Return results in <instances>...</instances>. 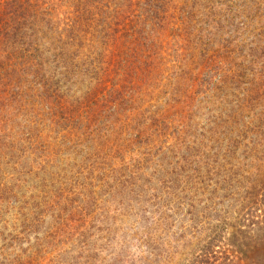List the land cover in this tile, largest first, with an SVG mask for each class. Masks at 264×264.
<instances>
[{
  "label": "trees",
  "instance_id": "trees-1",
  "mask_svg": "<svg viewBox=\"0 0 264 264\" xmlns=\"http://www.w3.org/2000/svg\"><path fill=\"white\" fill-rule=\"evenodd\" d=\"M263 18L264 0H0V220L7 222V214L16 221L25 217L14 231L20 243L40 232L38 225L47 226L34 244L37 252L19 264H35L49 238L86 235L96 212L92 205L103 202L102 188L122 190L140 180L159 143L165 144L172 135L168 130H174L167 111L176 103L196 101L203 84L217 87L212 80L226 70L222 63L248 61V47L253 57L248 62L256 67L250 74L259 75L258 66L264 68ZM171 41L183 49L176 67L197 62L201 69L193 80L200 83L178 78L169 93L162 86L157 97L168 94L157 99L153 121L158 126L150 135L147 127H133L136 119L144 123L155 113L144 111L149 102L142 104L149 98L144 93L153 92L148 84L164 74L162 49L169 50ZM230 72L231 82L242 86L244 74ZM81 80L87 89L78 95L75 85ZM188 82L201 88L188 89ZM253 83L247 84L254 89ZM243 92L219 136L238 148L250 138L260 142L253 136L258 138L264 122V110H255L264 96L259 101L250 88ZM118 115L117 127L110 125ZM254 170L242 174L246 182L237 190L229 180L219 185L208 175L193 179V187L207 194L208 206L205 213L191 212L198 220L192 264H212L219 255L230 264H264V157ZM13 173H30L29 180ZM27 182L19 194L17 188ZM0 264L16 263L5 255Z\"/></svg>",
  "mask_w": 264,
  "mask_h": 264
},
{
  "label": "rangeland",
  "instance_id": "rangeland-1",
  "mask_svg": "<svg viewBox=\"0 0 264 264\" xmlns=\"http://www.w3.org/2000/svg\"><path fill=\"white\" fill-rule=\"evenodd\" d=\"M64 3L59 2V5ZM253 42H257V37L253 38ZM166 47L170 49H162L167 62L165 67L163 66L164 74L159 75L157 79L153 77L148 85L149 89L154 87L155 90L151 93L145 92L144 96L149 98L142 103L144 105L149 101L143 109L147 113L148 110H153L155 113L144 123L136 119L133 127L142 128V130L147 127L145 131L150 135L156 133L154 129L158 126V122L153 121L156 117L157 99H164L178 84L175 82L178 78L192 77L188 80L200 83L193 80L201 69L197 67V62L177 68L174 64L175 59L181 62L183 49L180 50L173 41L170 42L169 47L168 45ZM244 52L248 61L253 58L249 55L248 47L244 48ZM210 54L211 51L208 57ZM258 55H261L260 51ZM198 59L201 61V56ZM258 60L259 58L256 57V64ZM248 61L240 58L225 61L227 64L222 63L221 67L226 70L213 75L212 82L218 83L217 87L214 85L211 88L203 84L205 90L200 92L201 94L196 93V98L194 97L196 101H192L191 104L176 103L172 109L168 110L172 119L171 127H174V130H168V133L172 132V135L163 140L165 144L159 143L155 150V159L153 158L154 160H150L146 165L140 180H136L133 186L124 187L122 190L108 191L107 188H102L103 202L92 205V209L96 212L92 214L93 218L87 226V234L78 236L76 233L71 238H68L67 234L65 236L59 234L56 237L58 241H54L53 238L47 239L45 251L40 250L35 264H192L194 261H189L193 241L192 232L193 225L198 222L192 215L205 213L204 208L208 206L207 194L202 189L193 187L195 176L208 175L207 178L219 179V185H224L229 180L232 181L233 189L237 190L239 183L246 182L241 180L242 174L254 173V169L262 165L264 142H261V135L264 134V122L259 133H256L258 138L252 135L253 139L260 142L252 143L250 138L248 141H243V147L238 148L225 143L219 137L223 134V127L229 121L227 119L230 117L233 103L238 98V92H245L246 88H250L252 94L255 93L257 97H260L259 101L264 96V87L261 86L263 81L259 78L264 79V68L258 66L259 75L257 71L250 74L252 64ZM236 69L237 72L244 74L242 78L245 82L242 86H238L237 82H231L229 79L233 76L230 70ZM248 81L256 84L254 89L252 84L250 86L247 84ZM86 83L87 81L81 80L75 85L78 95L86 91ZM189 84L186 83L184 87L186 88ZM197 87L198 85L191 83L188 89L196 90ZM161 89L168 93L162 92L157 97ZM255 110H264V101H260ZM126 115L124 113V117ZM119 116H112L110 125L117 127L114 119ZM115 130L118 131L117 128ZM262 138L264 139V136ZM216 139L219 142H215ZM147 142L148 139L143 140L140 146H146ZM187 145L190 146L189 149L186 148ZM227 149L229 151L225 153ZM195 155L198 157L192 161ZM13 174L21 180L23 178L29 180L27 174L30 173ZM71 174L73 173H69ZM164 184L166 185L163 187ZM28 186L27 182L23 187L17 188L19 194H22L20 189L23 192ZM49 187L56 189L57 185ZM153 203L156 206H153ZM145 207H147L146 210H144ZM153 211H157L155 218ZM205 211L207 213L206 209ZM3 218L7 222L0 220V257L8 255L12 262L19 264L20 261L26 260L30 253L37 252L34 244L36 239L43 237L47 226L38 225L40 232L31 233L27 240L20 243L14 238L16 237L14 231L20 227V223L24 222L25 217L16 221L15 215L7 214ZM200 220L205 221L204 217ZM67 246L69 249L66 251H59ZM14 248L16 252H13ZM219 257L214 258L212 264H230L226 256L219 255Z\"/></svg>",
  "mask_w": 264,
  "mask_h": 264
}]
</instances>
